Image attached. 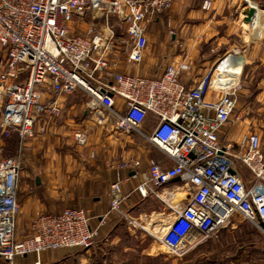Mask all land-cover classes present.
I'll use <instances>...</instances> for the list:
<instances>
[{"label": "built area", "instance_id": "1", "mask_svg": "<svg viewBox=\"0 0 264 264\" xmlns=\"http://www.w3.org/2000/svg\"><path fill=\"white\" fill-rule=\"evenodd\" d=\"M174 1L0 0V129L5 137L16 134L23 144L36 133H46L43 121L60 116V102L83 93L89 98L94 125L109 135H138L166 158L165 163L149 158L145 170L140 160L121 162L109 189L110 209L97 225L81 208L38 213L30 234L22 240L17 236V220L23 170L15 158L0 160V259L4 264H20V259L31 255L37 257L33 264H42L41 255L47 251L88 250L111 215L133 224L135 220L123 210L129 199L123 186L130 179L141 180L135 192L144 199L159 198V190L175 180L186 189L181 205L169 206L173 218L158 238L177 258L216 238L236 216L264 232L260 136L244 134L237 150L223 144L219 136L231 124L238 101V82L227 85L221 77L229 73L221 67L230 55L217 60L193 88L180 80L192 69L186 58L177 66L168 65L160 77L134 76L120 71L113 28L96 22L118 18L126 32L125 63L139 65L149 45V19L169 11ZM211 7V0L202 4L204 11ZM87 17L95 23L85 36L76 35L71 24ZM216 76L225 87L214 85ZM211 91L216 97L208 101ZM47 93L51 98H46ZM118 98L124 101L123 110L117 108ZM149 115L155 118L151 130L145 128ZM72 137L86 147L88 129H77ZM123 172L130 174L124 178Z\"/></svg>", "mask_w": 264, "mask_h": 264}, {"label": "crops", "instance_id": "2", "mask_svg": "<svg viewBox=\"0 0 264 264\" xmlns=\"http://www.w3.org/2000/svg\"><path fill=\"white\" fill-rule=\"evenodd\" d=\"M204 1L175 0L169 11L150 18L147 27L149 45L143 62L139 65H127L122 55L119 58L120 71L134 76L157 78L168 65L177 66L186 58L192 69L188 73H183L180 80L187 88H193L210 69L205 66L206 64H199L205 57L204 45L210 43L215 48L210 60L216 62L222 54L230 55L229 59L242 61L239 78L242 79L244 71L246 84L258 78L256 80L258 93L254 102L264 103V76L261 74L264 69V20L260 26L255 23L259 13H264V0H211L212 7L208 11L202 9ZM251 9L255 13L248 23L246 18ZM88 27L84 20L79 19L71 24L72 31L79 36H85ZM253 29L256 30L254 34ZM153 32H156L155 35H152ZM215 97L216 94L212 91L207 100L211 101ZM46 98H51V95L47 93ZM116 102L117 108L123 110L124 101L118 98ZM60 106L62 111L59 118H54L50 122V119L43 121L47 130L55 134L64 132L66 121H71L69 120L71 115H76L75 112L80 109L82 117L80 120L74 118L78 124H74L72 132L87 128L88 144L85 149L64 154L49 150L44 159L37 158L39 150L35 152L31 148L36 140L41 139L46 143L47 135L39 134L26 141L25 158L29 166L22 171L20 180L21 212L17 220V236L20 240L26 237L27 232L30 234V221L36 214H57L65 207L86 210L92 225H97L100 218L110 209L109 189L117 180V168L121 162L134 158L142 161L145 170L149 158H155L163 163L166 161L165 155L157 148L149 144V147L141 148L135 144L138 135H121L113 139L103 127L94 125L88 103L76 101V97H68L60 102ZM233 116L231 124L221 130L219 136L223 144L235 147L246 134L247 119L245 123H239L234 121ZM154 125L155 118L149 115L145 128L151 130ZM165 166L169 167L171 164L167 163ZM129 174L123 172L122 175L127 178ZM140 183V179H130L123 186V192L129 198L124 203L123 210L129 214L132 210L136 212L141 199L142 201L144 199L135 192ZM179 194H183L184 200L186 199V189L175 180L159 190V198H149L161 201L164 204L161 210H164L173 206ZM117 217L111 215L108 226L113 225L119 219ZM165 224L167 227L169 222L162 221L160 226ZM93 249L82 254L76 252L73 254L72 250L47 251L40 259L42 264H86ZM36 260L37 257L31 255L20 259L19 263L33 264Z\"/></svg>", "mask_w": 264, "mask_h": 264}, {"label": "rangeland", "instance_id": "3", "mask_svg": "<svg viewBox=\"0 0 264 264\" xmlns=\"http://www.w3.org/2000/svg\"><path fill=\"white\" fill-rule=\"evenodd\" d=\"M84 22H86L87 26L95 23L90 17L85 18ZM96 22L100 25L109 23L119 42L116 55H118V58L122 55L124 56L126 44L123 41L126 37V32L120 20L116 17H110L107 20H96ZM155 33L153 32L152 35H155ZM203 49L205 57L199 61V64H206L207 68H211L215 63V60H210L215 48L209 43L206 46L204 45ZM223 55L225 56V54H222L220 57H224ZM244 74L245 72L243 71L241 75L243 77L238 82V101L233 116L234 121L245 123V119H247L245 123L247 130L245 133H255L260 136L264 153V103L254 102L258 93V88L256 87L258 78L256 77L252 83L248 82L246 84ZM261 74L264 76V69ZM71 97H76V101L85 103L89 101V98L83 93H78ZM75 113L76 115H71V118H69L71 121H66L64 132L55 134L47 130L44 134H35V137L39 134L40 136L47 135L46 143L38 138L39 140H36L34 145H32L31 150L34 149L35 152L39 150L37 158L43 157L45 159L49 150L64 154L71 151L75 152L77 149H85V147L77 145L72 137L74 124H78L77 120L82 117L80 109ZM56 118H59V116ZM74 118L77 120L75 121ZM47 119H50V122L54 118L50 117ZM35 129L37 132L38 128ZM110 136L116 139L121 135L113 134ZM137 138L135 139V144L140 145L141 148L149 147L140 137L137 136ZM25 143L22 144L16 134L8 138L5 137L0 129V160L15 158L19 161L22 170H26L29 165L26 164ZM245 175L249 176L247 172H245ZM163 206L164 204L158 199L148 198L146 200L143 199V201L141 199L136 212L132 210L130 212L131 215L129 214L135 220L133 224L122 220L118 216L117 218L120 220L116 218L117 220L113 225H107L93 247L90 248L94 249L89 254L91 257H89V262L86 264H264V232L256 226L244 222L238 216L230 224L224 226L216 238L206 241L184 258L180 259L171 255L158 240L163 233L156 230L152 232L147 229L150 224L156 227L160 226L162 221L168 223L172 220L173 211L171 209L161 210ZM28 235L27 232L26 237ZM88 250H72L71 252L73 254L75 252L82 254ZM0 264H3V262L0 261Z\"/></svg>", "mask_w": 264, "mask_h": 264}, {"label": "bare ground", "instance_id": "4", "mask_svg": "<svg viewBox=\"0 0 264 264\" xmlns=\"http://www.w3.org/2000/svg\"><path fill=\"white\" fill-rule=\"evenodd\" d=\"M263 16H264V13H262V12L259 13L258 19L255 20V23L257 24V26H260L262 24V21L264 20ZM246 26H248V25H246ZM254 32H256L255 29L252 30L253 34H254ZM241 69H242V61L241 60H233V59H229V58L223 63V65L221 67V70L229 72L231 74H234V75L238 76L237 79L233 82V84L239 82ZM218 81H219L218 80V76H216V79L214 81V85H217V86L219 85V86L225 87V84L223 85L222 83H218ZM184 198L185 197H184L183 194H179L177 196V198L174 200L173 206H176V207L180 206V202H183ZM165 226H166V224L163 225V226H158L156 228V227H153L152 224H150V227L149 228L147 227V229L152 231V232H154L156 230L157 232L163 233V232H165L166 228L168 227V226L167 227H165Z\"/></svg>", "mask_w": 264, "mask_h": 264}, {"label": "water", "instance_id": "5", "mask_svg": "<svg viewBox=\"0 0 264 264\" xmlns=\"http://www.w3.org/2000/svg\"><path fill=\"white\" fill-rule=\"evenodd\" d=\"M254 10L251 9L248 14H247V18L246 21L249 23L251 22L253 16H254ZM222 80L226 82L227 85H231L233 84V82L237 79L238 76L231 74V73H223L222 74ZM264 227V226H263Z\"/></svg>", "mask_w": 264, "mask_h": 264}]
</instances>
